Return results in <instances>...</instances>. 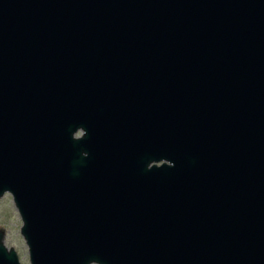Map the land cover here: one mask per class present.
<instances>
[{"label": "water", "instance_id": "95a60500", "mask_svg": "<svg viewBox=\"0 0 264 264\" xmlns=\"http://www.w3.org/2000/svg\"><path fill=\"white\" fill-rule=\"evenodd\" d=\"M5 193L30 264H264V0H0Z\"/></svg>", "mask_w": 264, "mask_h": 264}, {"label": "rangeland", "instance_id": "374dc122", "mask_svg": "<svg viewBox=\"0 0 264 264\" xmlns=\"http://www.w3.org/2000/svg\"><path fill=\"white\" fill-rule=\"evenodd\" d=\"M21 224L22 219L12 195L5 193L0 198V225L7 230L6 241L17 249L22 264H30L28 246L19 232V225Z\"/></svg>", "mask_w": 264, "mask_h": 264}, {"label": "flooded vegetation", "instance_id": "af4514ba", "mask_svg": "<svg viewBox=\"0 0 264 264\" xmlns=\"http://www.w3.org/2000/svg\"><path fill=\"white\" fill-rule=\"evenodd\" d=\"M20 228H21V225H19V232L21 233ZM0 233H1V234H0V235H1V239H0V240H1L2 243L4 244L6 250L9 251L10 249L13 248L14 251H15V253H16V256H17V258H18V261H20V263L22 264L17 249H16L12 244H8V243H7V241H6L7 230H6L5 227L2 226V225H0ZM0 257L6 258V254L0 252Z\"/></svg>", "mask_w": 264, "mask_h": 264}]
</instances>
